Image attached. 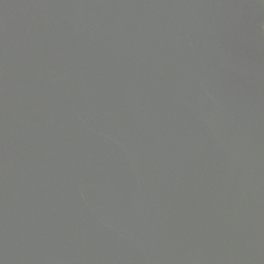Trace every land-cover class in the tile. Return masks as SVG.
<instances>
[{
	"label": "water",
	"instance_id": "obj_1",
	"mask_svg": "<svg viewBox=\"0 0 264 264\" xmlns=\"http://www.w3.org/2000/svg\"><path fill=\"white\" fill-rule=\"evenodd\" d=\"M0 264H264V0H0Z\"/></svg>",
	"mask_w": 264,
	"mask_h": 264
}]
</instances>
